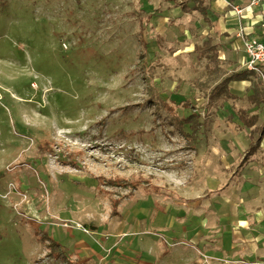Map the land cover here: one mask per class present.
Instances as JSON below:
<instances>
[{
    "label": "rangeland",
    "instance_id": "rangeland-1",
    "mask_svg": "<svg viewBox=\"0 0 264 264\" xmlns=\"http://www.w3.org/2000/svg\"><path fill=\"white\" fill-rule=\"evenodd\" d=\"M217 1L0 0V264H264V0Z\"/></svg>",
    "mask_w": 264,
    "mask_h": 264
},
{
    "label": "trees",
    "instance_id": "trees-1",
    "mask_svg": "<svg viewBox=\"0 0 264 264\" xmlns=\"http://www.w3.org/2000/svg\"><path fill=\"white\" fill-rule=\"evenodd\" d=\"M177 7L181 8L182 12L184 13H191L193 10H198L200 9L204 18L207 20V22H209L208 19V8L206 5V0H173ZM193 5V6H192ZM140 32L139 35L142 37H144V31H145V26H144V21L141 20L140 21ZM209 43V42H208ZM212 48H214L212 45L209 46V48H196L195 50L198 51L199 55L204 56L205 54H207V52L210 50H212ZM254 76L255 77V84L252 88V94H250L248 96V102L255 106V107H260L262 108V110L264 111V67L262 69V74H258L255 71L249 70V69H244L241 71H235L229 75H227L224 79V85L228 86L229 83L234 82V81H250L251 77ZM147 85L150 87L151 90V95L152 98L150 99L151 103H157L156 101L159 102L158 98L159 95L157 93V91L154 90V87L151 85V81L149 80L148 77H144ZM154 97V98H153ZM157 98V99H156ZM161 101V100H160ZM242 115V117H241ZM247 115L246 113L240 114V118L242 120V122L244 123V125L252 127L256 124V122L259 120L258 115H254L251 117H247L245 116ZM200 114L197 112H192L191 115L187 116V117H183V118H179V117H175L174 121L177 123V126L179 127L180 131L182 132V134L188 138V139H192L194 138V136L198 135L201 131H202V126L203 124L200 122ZM186 126L190 127L191 132L190 133H186L184 131V128ZM260 134L264 133V122L262 123V125L260 126ZM121 181H116L114 183H120ZM129 186H133V188L135 189L137 186L139 185H133L132 183H127ZM121 186V184H119Z\"/></svg>",
    "mask_w": 264,
    "mask_h": 264
},
{
    "label": "built area",
    "instance_id": "built-area-1",
    "mask_svg": "<svg viewBox=\"0 0 264 264\" xmlns=\"http://www.w3.org/2000/svg\"><path fill=\"white\" fill-rule=\"evenodd\" d=\"M238 35L243 39L248 69L262 74L264 67V42L255 37L248 36V34H246L248 37H245L244 31H241Z\"/></svg>",
    "mask_w": 264,
    "mask_h": 264
},
{
    "label": "crops",
    "instance_id": "crops-1",
    "mask_svg": "<svg viewBox=\"0 0 264 264\" xmlns=\"http://www.w3.org/2000/svg\"><path fill=\"white\" fill-rule=\"evenodd\" d=\"M207 2H208V0H206V3ZM216 6L219 9H224L225 8V1L224 0H218ZM253 7H255V6H253ZM253 7H248L247 9H244V11H241L240 14L236 13V15H238V17L235 20L236 21L238 20L239 22L241 20H243L245 22L247 21V25L250 24V22H253V20L251 21V19L254 18L253 14H252L253 13ZM237 9H239V8H237ZM261 25L264 26V23H262ZM226 30H228V29H226ZM248 33H249V36L255 37V38L264 42V36L258 37V36L251 34V33H253V30H250ZM234 82L239 83V82H247V81H234Z\"/></svg>",
    "mask_w": 264,
    "mask_h": 264
}]
</instances>
